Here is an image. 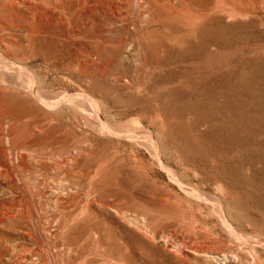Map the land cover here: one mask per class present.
I'll list each match as a JSON object with an SVG mask.
<instances>
[{"label":"rangeland","instance_id":"rangeland-1","mask_svg":"<svg viewBox=\"0 0 264 264\" xmlns=\"http://www.w3.org/2000/svg\"><path fill=\"white\" fill-rule=\"evenodd\" d=\"M18 1L0 0V50L37 88L143 125L158 160L140 137L0 90V140L39 147L0 170V264H264V0ZM37 6L27 42L9 21Z\"/></svg>","mask_w":264,"mask_h":264},{"label":"bare ground","instance_id":"bare-ground-1","mask_svg":"<svg viewBox=\"0 0 264 264\" xmlns=\"http://www.w3.org/2000/svg\"><path fill=\"white\" fill-rule=\"evenodd\" d=\"M2 1L5 2L7 0H2ZM25 1H27L29 3H34V4H42V0H38V1H36V0H25ZM18 3H19L18 0H8L7 2H5V4L11 8L14 5H18ZM22 8H23V6H22ZM34 11H35V15L31 14L32 13L31 10H27L26 11L27 12L26 17L21 18V17L17 16L18 22H15L14 18H12L9 21V27H10L9 30L10 31H13V29L18 28L21 25H25V27L22 29V32H23V37L25 38V40L27 42L30 39V37L36 35L40 31V28H39L40 12H39L38 6H37V8L34 9ZM0 32H1V29H0ZM13 32H15V31H13ZM12 71L17 73L18 77L16 79H14V77H12V75H11ZM11 85H12V87H11ZM11 88H13L15 90H20L21 92H24V94H26V96H30V98L32 99L33 102L41 103L42 105L49 107V108H54V107L58 106L60 103L65 104L68 107H70L71 109L80 113L81 117L85 120V122L90 126L92 125V126L96 127V129H98V131L103 130V132H113L115 134L127 136L130 139H138L140 137L141 139H143L145 141V144L148 147V149L151 150L153 157L156 158V160H158V150L156 148V143L153 140L151 134L148 131H146L147 129L143 125H138L136 127L134 126L135 128H131V127H129L123 123L122 124H116V125H110L99 114V111H98V108L95 104V101L90 99L91 97H88V95L84 92L69 93L66 89L53 92V91H47V90H43L41 88L40 89L37 88L36 79H35L32 71L28 68V66L22 64L20 62L19 58L9 54L5 50H2V51L0 50V90L2 91L5 89H11ZM0 117H1V115H0ZM124 123H126V122H124ZM129 123H130V121H129ZM131 124H135V123H131ZM36 126L37 125H35V127ZM12 129L7 133V137H9V140H10V138L13 139L14 134H15V133H12ZM35 129H38V127H36ZM139 134H143L144 136L139 135ZM15 136H16V134H15ZM5 142H6V140L5 141L0 140V147H11V149H13L14 152L19 151L21 153V155L19 157L17 164L13 167L9 166L7 163L1 162L0 170L2 172L8 173L10 175L13 172L24 171L25 170L24 162L32 163L33 160L30 157L36 156L35 149H38L39 147H37L35 145H33V147H32V145H30V147H29V145L27 143H20V141L18 142L16 140H14V141L12 140L11 144L8 143V146H6ZM0 152L4 153L3 150H0ZM161 168H164V167L161 166ZM53 170H54V168H53ZM168 172H169V170H168ZM194 194H196V193H194ZM219 206H220V204H219ZM214 207H215V205H214ZM217 208H219V207H217ZM230 230H231V228H230ZM93 232L94 231H92V233ZM243 235H245V234H243ZM253 239H251V240H253ZM253 241H256V240H253ZM203 254L208 257V259L211 261V263H215V264H231L233 261L232 255H227L226 253H220V254L219 253H216V254L210 253V254H207V252H203ZM249 256H250V253H249ZM257 257L258 256H256V254H255V257H253L250 264H259L260 261Z\"/></svg>","mask_w":264,"mask_h":264}]
</instances>
